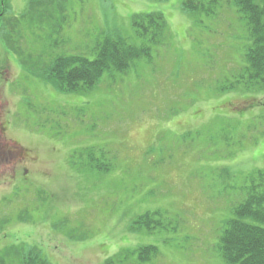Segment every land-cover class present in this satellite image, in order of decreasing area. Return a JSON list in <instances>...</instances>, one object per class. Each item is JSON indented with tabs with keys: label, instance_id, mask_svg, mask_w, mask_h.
Masks as SVG:
<instances>
[{
	"label": "rangeland",
	"instance_id": "obj_1",
	"mask_svg": "<svg viewBox=\"0 0 264 264\" xmlns=\"http://www.w3.org/2000/svg\"><path fill=\"white\" fill-rule=\"evenodd\" d=\"M188 1L0 0V264L31 249L50 264H229L227 222L264 193V87L241 79L252 39L234 0ZM148 12L167 22L149 57L89 90L44 80L106 38L147 44L133 15Z\"/></svg>",
	"mask_w": 264,
	"mask_h": 264
},
{
	"label": "trees",
	"instance_id": "obj_2",
	"mask_svg": "<svg viewBox=\"0 0 264 264\" xmlns=\"http://www.w3.org/2000/svg\"><path fill=\"white\" fill-rule=\"evenodd\" d=\"M188 2L186 5L197 3L195 0ZM234 4L246 15L252 39L246 53L248 65L244 68L241 79L247 89L264 87V0H234ZM196 6L192 5L191 8ZM165 18L161 12L134 14L135 33L144 38L147 44L136 47L120 35L106 38L98 46L96 59L76 55L59 57L43 72L44 80L61 93H72L93 88L106 71H127L136 59L151 55V43H164L167 33ZM233 88H236L235 85L228 87V90ZM149 214L140 216L135 223L142 225ZM220 250L229 264H264V193L258 192L255 185L245 201L236 207L235 217L227 222ZM137 252L139 258L141 255H149L144 259L150 260L151 255H157L158 249L147 245L145 248H138ZM30 255L28 253L21 257V263L50 264L42 256V262H39V257L32 249Z\"/></svg>",
	"mask_w": 264,
	"mask_h": 264
}]
</instances>
